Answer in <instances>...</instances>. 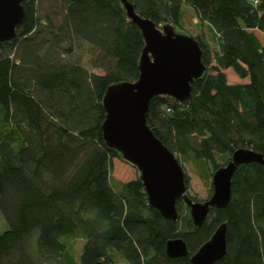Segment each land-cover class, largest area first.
Here are the masks:
<instances>
[{"label":"trees","instance_id":"1","mask_svg":"<svg viewBox=\"0 0 264 264\" xmlns=\"http://www.w3.org/2000/svg\"><path fill=\"white\" fill-rule=\"evenodd\" d=\"M127 1L157 26L177 29L190 7L219 36L216 53L203 35L185 32L199 42L208 71L192 84L190 99L151 100L147 124L162 143L176 157L194 154L213 173L239 148L264 155V44L256 34L264 33V0ZM24 4L23 24L0 48V209L10 224L0 234V264H115L111 252L126 264H192L223 223L227 249L215 264H264L263 165L237 169L229 206L211 209L201 228L190 214L180 218L182 199L178 221L165 219L139 178L121 191L113 187L121 155L104 141L102 100L110 85L138 80L144 48L121 1ZM84 50L102 74L82 65ZM228 69L249 82L229 84ZM71 238L85 240L78 262ZM175 238L186 242L188 256L166 255Z\"/></svg>","mask_w":264,"mask_h":264},{"label":"water","instance_id":"2","mask_svg":"<svg viewBox=\"0 0 264 264\" xmlns=\"http://www.w3.org/2000/svg\"><path fill=\"white\" fill-rule=\"evenodd\" d=\"M25 1L0 0V48L15 38L23 24L27 14ZM120 1L128 18L139 27L144 48L139 59L138 80L112 84L104 94V141L108 148L138 169L149 204L165 219L178 221L177 202L182 199L193 226L201 228L211 209L229 206L237 169L251 163L264 166V155L251 148L235 150L230 161L213 173L211 197L200 202L189 196L183 167L149 127L147 116L150 102L156 96H169L181 102L190 99L192 84L208 71L202 61V49L191 35L176 31L171 24L157 26L150 18L139 15L127 0ZM226 236L227 223H223L191 256V263L215 264L221 260L226 254ZM165 251L171 259L189 255L182 238L169 240Z\"/></svg>","mask_w":264,"mask_h":264},{"label":"rangeland","instance_id":"3","mask_svg":"<svg viewBox=\"0 0 264 264\" xmlns=\"http://www.w3.org/2000/svg\"><path fill=\"white\" fill-rule=\"evenodd\" d=\"M183 20H182V29L176 28V31H184L190 33L194 36L203 35L210 45L213 52L220 51L219 44V36L212 32L209 28L200 25L194 11L190 7H185L183 9ZM256 34L260 38L261 42L264 44V33L260 31H256ZM88 48V47H87ZM78 53V52H76ZM80 54V53H78ZM82 65L88 68L89 70L95 71L96 73L102 74L101 70H93L89 65L88 61L90 58V54L84 50L82 53ZM228 78L229 84H245L248 83V79H241L233 69H228L225 71ZM181 166L183 167L186 175L189 178V187L187 193L197 199V201L204 202L208 200L213 193L212 186V176L213 170L210 168L208 163L205 161H201L194 154H190L187 157L177 156ZM220 165L224 164V157H218L217 159ZM140 173L138 169L131 165L130 163L124 161L121 158H115L113 167L111 170V183L116 191H121L123 186L135 179H138ZM189 216V210L187 205L183 206L180 212V218H184L185 216ZM10 229V224L4 217L2 210L0 209V234L6 232ZM70 254L74 257V259L78 262L80 260V256L83 251V247L85 244V240L83 238H71L68 240ZM114 258L115 264H126L121 257L110 253Z\"/></svg>","mask_w":264,"mask_h":264},{"label":"built area","instance_id":"4","mask_svg":"<svg viewBox=\"0 0 264 264\" xmlns=\"http://www.w3.org/2000/svg\"><path fill=\"white\" fill-rule=\"evenodd\" d=\"M249 2H250L251 4H253L254 6H258L259 3H260V0H249Z\"/></svg>","mask_w":264,"mask_h":264}]
</instances>
